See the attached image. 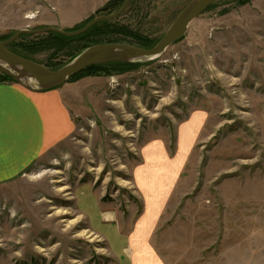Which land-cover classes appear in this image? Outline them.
<instances>
[{
    "label": "rangeland",
    "instance_id": "374dc122",
    "mask_svg": "<svg viewBox=\"0 0 264 264\" xmlns=\"http://www.w3.org/2000/svg\"><path fill=\"white\" fill-rule=\"evenodd\" d=\"M191 1L131 0L82 34L24 33L9 49L55 70L97 44L152 48ZM124 2L0 0V41L22 29L77 31ZM118 63L133 65L57 87L75 131L0 184V264L112 263L93 206L128 232L143 211L142 150L158 140L174 157L180 128L198 113L151 247L165 264H264V0H218L161 56Z\"/></svg>",
    "mask_w": 264,
    "mask_h": 264
},
{
    "label": "crops",
    "instance_id": "0c3cea01",
    "mask_svg": "<svg viewBox=\"0 0 264 264\" xmlns=\"http://www.w3.org/2000/svg\"><path fill=\"white\" fill-rule=\"evenodd\" d=\"M203 119L202 113L195 114L180 128L174 157L158 140L142 150L143 163L136 167L134 177L143 211L133 216L128 232L122 230L120 217L93 206L96 228L113 256L109 264H165L151 247V237ZM74 131L63 88L32 91L17 82L0 83V184L25 173Z\"/></svg>",
    "mask_w": 264,
    "mask_h": 264
},
{
    "label": "water",
    "instance_id": "95a60500",
    "mask_svg": "<svg viewBox=\"0 0 264 264\" xmlns=\"http://www.w3.org/2000/svg\"><path fill=\"white\" fill-rule=\"evenodd\" d=\"M131 0H125L122 8L111 15H102L77 31H65L55 27L38 30L22 29L10 38L0 41V73L12 77L16 82L32 91H44L65 84L72 76L92 65L109 62H132L150 60L161 56L171 45L182 38L193 20L205 12L218 0H192L177 16L169 29L152 48H143L123 43H102L88 47L72 61L59 69H50L34 60L27 59L11 51L9 45L22 34L58 32L67 36L84 33L100 21L120 16Z\"/></svg>",
    "mask_w": 264,
    "mask_h": 264
},
{
    "label": "trees",
    "instance_id": "16d2710c",
    "mask_svg": "<svg viewBox=\"0 0 264 264\" xmlns=\"http://www.w3.org/2000/svg\"><path fill=\"white\" fill-rule=\"evenodd\" d=\"M60 36H61L60 38H62V40L67 39V37H65V36H62V35H60ZM47 41H51V40H47ZM112 64L133 65V64H125V63H118V62H111V63L100 64V65H92V66L86 68L85 70L79 72L78 74L74 75L72 78H75V77H77L79 75H82V74L83 75L84 74H87L88 72H91V71H94V70H100L103 67H105L106 65H112ZM7 81H9V82H16L12 77H10V76H8L6 74L0 73V83L7 82Z\"/></svg>",
    "mask_w": 264,
    "mask_h": 264
}]
</instances>
